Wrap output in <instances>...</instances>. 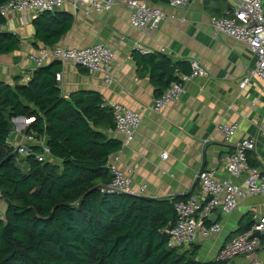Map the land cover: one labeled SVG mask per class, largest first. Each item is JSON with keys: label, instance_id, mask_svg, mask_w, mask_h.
I'll use <instances>...</instances> for the list:
<instances>
[{"label": "crops", "instance_id": "crops-1", "mask_svg": "<svg viewBox=\"0 0 264 264\" xmlns=\"http://www.w3.org/2000/svg\"><path fill=\"white\" fill-rule=\"evenodd\" d=\"M149 1L160 6L166 18L158 27L145 31L129 24L130 10L121 2L98 12L74 7L69 0L54 9L53 12L69 14L71 19L69 29L56 44L85 47L103 42L113 52L115 78L106 83L99 72L89 74L80 65L60 62L61 76L57 81L65 96L79 89L95 90L108 105L119 103L141 115L134 139L121 145L109 158L129 173L134 188L146 186L141 195L171 198L190 192L191 196L205 200L196 180L197 172L209 170L217 179L227 178L226 158L237 139H255V148L247 154V163L264 171V132L261 131L264 127V83L252 81L240 87L254 57L244 43L215 33L210 24L211 16L226 12L229 5L225 0H191L183 7H169L163 0ZM262 7L264 12V0ZM32 20L29 14H12L0 25L1 30L13 32L20 38L18 49L0 54V81L14 85L29 80L34 66L27 55L46 45L34 38ZM138 47L150 50L147 53H162L161 56L171 62L169 65L187 61L189 72L190 62L196 60L206 69L207 76L187 83L178 101L156 115L149 108L155 97L150 75L156 71V62L143 58L145 53L141 51L133 52ZM160 76L165 80L164 75ZM29 122L19 117L11 119L9 139L13 143L22 140ZM221 123L238 125L230 142H225L218 129ZM108 135L122 143L121 135L115 132ZM164 152L166 158L161 157ZM47 158L54 160L50 155ZM231 179L240 184L244 175ZM263 213L264 195L246 196L232 213L221 212L216 219L221 232L210 238H197L191 244L198 248L196 258L214 259L218 249L239 234L237 230L242 224L249 222V218L254 223V217ZM262 236L264 233L261 240ZM251 258H255L256 264H264V243L261 242L253 256L238 255L232 264H247Z\"/></svg>", "mask_w": 264, "mask_h": 264}, {"label": "trees", "instance_id": "trees-1", "mask_svg": "<svg viewBox=\"0 0 264 264\" xmlns=\"http://www.w3.org/2000/svg\"><path fill=\"white\" fill-rule=\"evenodd\" d=\"M4 21L0 15V25ZM32 22L34 38L54 45L71 19L65 12L43 11ZM19 44L15 33L0 29V54ZM161 54L143 56L156 62L150 75L155 97L175 79L165 82L158 74L160 64H171ZM172 64L189 72L187 61ZM59 67L53 60L35 67L26 83L0 81V193L6 205L0 264H223L197 259V246L168 245L164 229L175 222L174 203L190 192L151 198L100 191L112 179L110 155L121 146L107 133L115 126L113 109L95 90L63 95L55 76ZM20 116L31 119L25 134L43 138L54 160L39 161L34 155L42 152L39 145L26 157L17 156L8 139L11 119ZM252 224L249 218L238 233Z\"/></svg>", "mask_w": 264, "mask_h": 264}, {"label": "built area", "instance_id": "built-area-1", "mask_svg": "<svg viewBox=\"0 0 264 264\" xmlns=\"http://www.w3.org/2000/svg\"><path fill=\"white\" fill-rule=\"evenodd\" d=\"M68 0H7L0 6V15L7 17L12 14H29L35 18L40 12L53 11ZM74 7H86L93 11L109 10L115 3H123L129 10V24L140 30H149L158 27L166 18L165 11L149 0H69ZM191 0H163L169 7H183ZM229 7L221 16H211L210 24L214 32L229 36L236 41L244 43L254 57L253 65L248 67L240 82V87H245L252 81L264 83V12L263 0H225ZM147 53L150 50L139 48ZM164 49H161V52ZM113 52L103 42L97 41L85 47H65L58 44L43 45L30 53L27 58L32 62L34 68L57 60L70 62L84 67L89 74L99 72L106 83L112 82ZM60 80V73L55 74ZM207 71L196 60L190 62V72H179L175 69V79L171 81L163 93L154 97L149 105L150 110L161 115L171 104L178 101L180 95L185 91L187 83L196 77H206ZM113 109L115 126L108 129L122 136L121 145L130 143L135 136L141 122V115L119 103L111 105ZM31 120V119H29ZM237 123H221L218 126L225 142H230L237 130ZM264 132V127L261 128ZM10 138V137H9ZM18 157H26L33 153L31 146L39 145L41 153H35L39 160L47 159L49 149L43 138H38L33 133L23 135L21 141L13 143L8 139ZM233 151L226 158V171L228 177L217 179L212 171L199 170L196 174L201 187V194L205 200L196 196H189L184 200L174 203L176 219L174 224L165 228L168 234V245L178 247H189L197 238H210L221 232V225L217 222L210 223L208 217L215 213L216 207H221V212L232 213L240 201L251 195H264V171L247 163V154L254 151L255 139L253 137H242L235 140ZM167 153H161L166 158ZM108 168L112 174L109 183L100 186V191L105 193H125L141 195L146 186L144 184L134 188L132 177L123 171L114 161L109 159ZM244 175L243 182L236 184L231 177ZM1 198V193H0ZM251 227L240 232L235 237L226 241L216 252L215 260L223 264H230L238 255L251 257L261 244L260 236L264 233V213L258 217ZM259 232L257 236L254 233ZM247 264H256L255 258H251Z\"/></svg>", "mask_w": 264, "mask_h": 264}, {"label": "water", "instance_id": "water-1", "mask_svg": "<svg viewBox=\"0 0 264 264\" xmlns=\"http://www.w3.org/2000/svg\"><path fill=\"white\" fill-rule=\"evenodd\" d=\"M174 72H175V68L173 65H169V66H165L163 64H160V75H164L165 76V82H170V79L174 76ZM19 118L21 119H26L25 117L20 116ZM221 213V207H216L215 208V213L211 214L208 217V221L210 223H215L216 219H217V215H219ZM259 218L258 217H254V222H258ZM255 235L259 236L260 233L259 232H255ZM233 260H230V264H232Z\"/></svg>", "mask_w": 264, "mask_h": 264}, {"label": "rangeland", "instance_id": "rangeland-1", "mask_svg": "<svg viewBox=\"0 0 264 264\" xmlns=\"http://www.w3.org/2000/svg\"><path fill=\"white\" fill-rule=\"evenodd\" d=\"M5 207H6V205L2 202V199L0 198V216H3L4 215ZM1 209L3 211H1Z\"/></svg>", "mask_w": 264, "mask_h": 264}]
</instances>
